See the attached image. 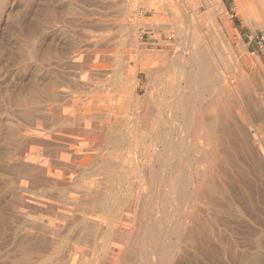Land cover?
Wrapping results in <instances>:
<instances>
[{"label": "rangeland", "instance_id": "obj_1", "mask_svg": "<svg viewBox=\"0 0 264 264\" xmlns=\"http://www.w3.org/2000/svg\"><path fill=\"white\" fill-rule=\"evenodd\" d=\"M104 22L108 29L112 27L104 31L108 41L92 47L91 38L100 33L97 27ZM46 30L51 32L56 50L52 69L63 75L61 82L72 89L81 82V60L85 80L113 79L116 84L111 87L118 91L124 113L129 112V105L136 107L127 95L134 83L135 63L162 69L153 76L167 73L166 79L173 84L186 86L181 77L191 66L185 65L180 73L176 64L181 59L188 61L195 48L211 58L218 56L224 80L218 128L217 104L209 90L204 92L202 104H197L209 132H197L194 126L184 127L181 119L175 120L177 147L170 150L151 144L147 137L150 128L136 124L128 128L135 140L117 146L116 151L101 142L102 136L92 150L91 141L78 139L75 131L77 140H71L75 125L58 119L62 102L47 108L42 90L47 76L42 60L47 50ZM262 36L264 0H0V264H264ZM64 39L82 40L92 50L63 59L59 52L65 47ZM143 54L155 59H141ZM127 57L130 60L124 64ZM140 79L139 85L145 86L146 77ZM63 89H58L59 95L61 90L68 95L69 89ZM146 92L140 89L139 98ZM74 95L70 92L66 102ZM141 104L146 108L147 103ZM66 108L72 116V104L66 103ZM58 124L64 130L59 131ZM60 132L66 133L64 138ZM131 150L148 156L130 154ZM109 174L115 175L111 178ZM181 180L186 182L185 191L175 185ZM62 192L73 193L79 201L63 200ZM96 209L101 210H97L98 216ZM112 209L119 212L118 216L114 213L116 222L109 220ZM87 215L99 218L94 223ZM87 224L93 226L95 235L88 232L91 227Z\"/></svg>", "mask_w": 264, "mask_h": 264}, {"label": "bare ground", "instance_id": "obj_2", "mask_svg": "<svg viewBox=\"0 0 264 264\" xmlns=\"http://www.w3.org/2000/svg\"><path fill=\"white\" fill-rule=\"evenodd\" d=\"M238 3H240V2H238ZM240 5V4H239ZM238 5V6H239ZM241 6V5H240ZM243 6V5H242ZM244 7V6H243ZM242 7V8H243ZM171 8V7H170ZM246 9V8H245ZM171 11V10H170ZM213 12V11H212ZM215 13V12H214ZM117 18V17H116ZM98 19V18H97ZM101 19V18H100ZM114 19V18H113ZM127 20V19H126ZM177 20V19H176ZM179 20V19H178ZM96 21H98V20H96ZM102 21V20H101ZM126 21L124 20V23H125ZM169 22V21H168ZM203 22V21H202ZM105 24H101V26L100 27H97V28H99L98 30L100 31V33H96L95 32V34L92 36V41H91V46L92 47H97L98 45H100L101 43L103 44V42H106L107 43V41H108V37H107V35H105L104 34V31H107V29H108V24H106V22H104ZM119 23V22H118ZM117 24V23H116ZM196 25V24H195ZM218 25V24H217ZM120 26H121V22H120ZM124 26V25H123ZM122 26V27H123ZM157 26V25H156ZM155 26V27H156ZM159 26V25H158ZM125 27V26H124ZM160 27V26H159ZM212 27V26H211ZM96 28V29H97ZM111 29H112V27H111ZM111 29H108V30H111ZM47 31V50H46V52H45V57H44V59H42V60H44V62L46 63L45 65L47 66V70H46V82L44 83V85H43V89L42 90H44V94H46V98H47V101H46V103H47V108H49L50 106H51V108L50 109H52V108H54V102H58V100L59 101H61L62 103H61V108H62V110H60V111H62V113L60 114V116H59V118L58 119H60V121H62V122H66V123H68V124H74L75 125V127H74V129H73V131H69L70 133H72V132H76V134H77V136H78V139H80V138H86L87 140H89V143H90V141H91V143L89 144V143H87V144H89V145H91V149H89V150H92V149H94V148H97L96 147V144L97 143H101V142H103V144L105 143L106 144V146L107 145H112V146H114V150L116 151V150H119V148L117 147V146H124V145H126V144H129V143H131L132 141H134L135 139H134V136L133 135H131V133H129L130 131H129V126H133V125H129V124H136V125H142V126H145L147 129L148 128H150L149 130H151V132H145V130H144V132L147 134V137H149V139H152V143L151 144H155V145H158V144H162L161 146H163V147H168L167 149H169V148H171L172 149V147H174L175 145H176V138H175V130H177V129H175V120H179L180 121V119H181V121H182V125H184V127L186 126V127H191V128H193L192 126H194L195 127V130H197V132H199V131H201V130H203L204 132H202V133H205V131L207 132H209V129L210 128H208V126L206 125V122H205V115H204V117H203V114L201 113V110L199 109V107L197 108V104L199 103V104H202V102L204 101L203 100V98H204V92H206V91H209V90H213V92H214V100H215V102H216V104H217V108H216V111H217V119H218V122H217V126H215V128L217 129L218 128V125L220 124L219 122H220V117H219V109H220V97L222 96L221 95V93H222V88H224V87H222V83H223V76H222V65L220 64V61H219V57L217 56L216 57V59H214V58H211V56H209V54H206V52L204 53V52H202V51H196V48H195V50H193V51H195L194 52V54H193V56L192 57H190L189 59H191L190 61H189V59H188V61L187 60H180L177 64H176V66H178V68H179V70H180V73H183V71H182V69H183V67L185 68V65L186 66H191V68H190V72H188V73H186V76H183L182 74H180V75H182L183 77H181V79L183 78V80H184V82H185V84H186V86H180V85H176V84H173L172 83V81H170V79H166V74L167 73H163L161 76H153V74L152 73H154L155 71H157V72H155V73H158V71L159 70H162V69H159L158 70V68L157 67H155L154 65V69L153 68H147L146 66H145V64L143 63V64H141V63H139L138 62V64L136 65V63H135V66H134V75H133V79H134V83H133V86L130 88V87H128L127 89L128 90H130L128 93H130V95L127 93V95L130 97V99L129 98H127V99H129L128 101H130V100H134L135 101V106L136 107H133L134 109H132L131 107H129V106H131V105H129V103L131 102H127V100H126V103L129 105L128 106V108H130L129 109V114L128 113H124V112H122V106H121V103H119V100L117 99V93H118V91H115V90H113L112 89V87H111V85H112V78L111 77H102V78H106V79H103V80H100V81H97V82H91V81H87V80H85V75H82L83 73H84V71H85V66L83 65V61H81V60H79L80 62L78 63V66H80V70H81V72H80V76H82V79H81V82H80V80H79V82L80 83H78V84H76V86H74L75 88L74 89H72V87L70 88L69 87V84H67V83H65V82H61V78L63 77V75L62 76H60L59 74H57V73H55L54 71H53V69H52V60H53V58H54V53L56 52V50H54L55 48H54V43H53V40H52V34H51V32L49 31V30H46ZM214 31V30H213ZM108 32V31H107ZM92 33V32H91ZM110 33V32H109ZM195 33H197V32H195ZM108 34V33H107ZM201 34H203V33H201ZM116 35V34H115ZM219 34H217V36H218ZM215 36H216V34H215ZM192 37V36H191ZM193 38V37H192ZM215 38V37H214ZM217 38H219V37H217ZM137 39V38H136ZM65 40V43H64V48H63V50L61 49L60 51L61 52H59V53H61L60 55H61V57L63 58V59H66V58H73L72 56H77V58H78V56L82 53L83 54V52L85 51V53H88L89 54V51H91L92 49V47H86V46H84L83 45V43H85V42H82V40H79V39H77L76 40V42H74L75 40H66V39H64ZM115 40V39H114ZM205 40V39H204ZM200 41V40H199ZM214 41V40H213ZM218 41V40H217ZM225 41V40H224ZM222 42H223V39H222ZM179 43H180V41H179ZM197 43V42H196ZM213 43V42H212ZM114 44V43H113ZM219 44H221V42L219 43ZM223 44V43H222ZM207 45V44H206ZM216 45V44H215ZM214 45V46H215ZM110 46V45H109ZM138 46V45H137ZM213 46V47H214ZM94 48V49H95ZM215 48V47H214ZM221 48V47H220ZM222 48H223V46H222ZM101 49V48H100ZM124 49V48H123ZM213 49V48H212ZM226 49H228V48H226ZM97 50V49H96ZM111 50V49H110ZM113 50V49H112ZM125 50V49H124ZM127 51V50H126ZM162 51V50H161ZM207 51V50H206ZM216 51V50H215ZM224 51H226V50H224ZM105 52V51H104ZM158 52V51H157ZM192 52V51H191ZM228 52V51H227ZM117 53V52H116ZM115 53V54H116ZM120 53V52H119ZM130 53V52H129ZM152 53H154V52H152ZM172 53V52H171ZM220 53V52H219ZM231 53V52H230ZM57 54V53H56ZM99 54V53H98ZM97 54V55H98ZM102 54H104V53H102ZM118 54V53H117ZM117 54H116V57H117ZM128 54V53H127ZM137 54V53H136ZM160 54V53H159ZM168 54V53H167ZM191 54V53H190ZM218 54V53H217ZM223 54V53H222ZM84 55V54H83ZM87 54H85V56H86ZM119 55V54H118ZM122 55V54H121ZM120 55V56H121ZM139 55H140V53H139ZM211 55H212V53H211ZM225 55V54H224ZM224 55H223V57H224ZM84 56V57H85ZM91 55H89L88 57H90ZM106 56V55H105ZM105 56H103V57H105ZM113 56V55H112ZM112 56H110V58L112 57ZM119 56V57H120ZM123 56H124V54H123ZM123 56H122V58H123ZM129 56V55H128ZM133 56H135V55H133ZM141 56V55H140ZM168 56V55H167ZM216 56V55H215ZM60 57V58H61ZM114 57V56H113ZM126 57V56H125ZM137 57V56H136ZM61 58V59H62ZM106 58V57H105ZM131 58V57H130ZM76 59V58H75ZM85 59V58H84ZM116 59V58H115ZM119 59V58H118ZM140 59V58H139ZM141 59H147V60H154L155 59V57L154 56H152V55H144L143 54V58H141ZM83 60V59H82ZM103 60V59H102ZM129 58L127 57V58H124V60H122V61H124L123 63L125 64H127L128 62H129ZM136 60V59H135ZM160 60V59H159ZM221 60V59H220ZM230 60V59H229ZM76 61V60H75ZM90 61H91V59H90ZM95 61H96V59H95ZM118 61V60H117ZM116 61V62H117ZM120 61H121V58H120ZM170 61V60H169ZM177 61V60H176ZM87 62V61H86ZM92 62V61H91ZM94 62V61H93ZM96 62H98V61H96ZM101 62V61H100ZM113 62H114V60H113ZM119 62V61H118ZM135 62H137V60L135 61ZM103 63V62H102ZM107 63H108V61H107ZM110 63H112V62H110ZM115 63V62H114ZM113 63V64H114ZM172 63V62H171ZM222 63V62H221ZM225 63V62H224ZM230 63V62H229ZM88 64V63H87ZM122 64V63H121ZM165 64H166V62H165ZM169 64V63H168ZM167 64V65H168ZM232 64V63H231ZM90 65V64H89ZM107 65V64H106ZM112 65V64H111ZM110 65V66H111ZM119 66H120V64H118ZM164 65V64H163ZM172 65V64H171ZM226 65H227V63H226ZM60 65H58V67H59ZM114 66V65H113ZM112 66V67H113ZM165 67H166V65H164ZM174 66V65H173ZM108 67H109V65H108ZM112 67H110V68H112ZM118 67V66H117ZM121 67V66H120ZM120 67H119V69H120ZM159 67V66H158ZM161 67V66H160ZM165 67H164V69H165ZM169 67V66H168ZM92 68V67H91ZM94 68V67H93ZM115 68H116V65H115ZM167 68V67H166ZM171 68H172V66H171ZM226 68V67H225ZM117 69V68H116ZM123 69V68H122ZM167 69H169V68H167ZM166 69V70H167ZM186 69V68H185ZM184 69V70H185ZM61 70V69H60ZM88 70V69H87ZM93 70V69H92ZM91 70V71H92ZM115 70V69H114ZM116 71V70H115ZM115 71H113V74H114V72ZM118 72H119V70H117ZM121 71V70H120ZM171 71V70H170ZM87 72V71H86ZM88 72H89V70H88ZM87 72V73H88ZM94 72V71H93ZM105 72V71H104ZM127 72V71H126ZM160 72V71H159ZM161 72H163V71H161ZM59 73V72H58ZM67 73V72H66ZM117 73V72H116ZM173 73V72H172ZM176 73H177V71H176ZM185 73V72H184ZM95 74V73H94ZM111 74V73H110ZM67 75V74H66ZM97 75H98V73H97ZM99 75H100V73H99ZM106 75V74H105ZM58 76V77H57ZM93 76V75H92ZM91 76V77H92ZM96 76V75H95ZM119 76V75H118ZM122 76V75H121ZM140 76H145L146 77V80H147V83H146V85L145 86H140L139 85V83H140V81H141V79H140ZM173 76V75H172ZM65 78V77H64ZM74 78V77H73ZM99 78V77H98ZM118 78V77H117ZM116 78V79H117ZM121 78V77H120ZM237 78V77H236ZM115 79V78H114ZM115 79V80H116ZM227 79V78H226ZM64 80V79H63ZM78 79H76L75 81H77ZM90 80H91V78H90ZM67 81V80H66ZM75 81L73 82V83H75ZM119 81V80H118ZM122 82V81H121ZM113 84H116V83H113ZM122 85V84H121ZM124 85V84H123ZM113 86V85H112ZM224 86V85H223ZM115 87V86H114ZM63 88H66V89H69V91L67 92L68 93V95H70V92H74V96H72V98L70 99V101L69 102H66V97L68 96V95H64V93H66V92H64V91H60V93L62 94V95H59V91H58V89H63ZM116 88V87H115ZM122 88V87H121ZM125 88V87H124ZM187 88H190L191 90H192V92L191 93H187V91H188V89ZM140 89H142V90H145V91H147L146 93H145V95L142 97V98H139V91H140ZM150 89V90H149ZM152 89V90H151ZM186 89H187V91H186ZM189 89V90H190ZM63 90H65V89H63ZM124 91H126V89H123ZM120 91H122L121 89H120ZM119 91V92H120ZM34 92H36V91H34ZM38 92V91H37ZM189 92V91H188ZM210 92V91H209ZM32 93V92H31ZM39 93V92H38ZM121 93V92H120ZM124 93V92H123ZM208 93V92H207ZM122 94V93H121ZM125 94H126V92H125ZM34 95V94H33ZM73 95V94H72ZM118 95H120V94H118ZM122 95H124V94H122ZM126 95V96H127ZM221 95V96H220ZM138 96V98H136ZM40 97V96H39ZM42 97V96H41ZM24 98V97H23ZM45 98V99H46ZM125 98V97H124ZM137 99V100H136ZM31 100V99H30ZM33 100V99H32ZM149 100V101H148ZM213 100V99H212ZM35 101V100H34ZM121 102H122V100H121ZM141 102H145V103H147V105H146V108H142V107H140V105H142L141 104ZM194 102V105L192 104ZM214 102V101H213ZM34 103V102H33ZM59 103V102H58ZM66 103L68 104V103H70V104H72V106H73V108H72V110L74 111V114H72V116H71V112H69V110H67V108H66ZM125 103V104H126ZM205 103V102H204ZM210 103V102H209ZM25 105V104H24ZM36 105H37V103H36ZM36 105H34V107L36 106ZM41 106V105H40ZM57 106H59V105H57ZM208 106V105H207ZM56 107V106H55ZM60 107H58L57 109H60ZM122 107V108H121ZM205 107V106H204ZM43 108V107H42ZM56 109V108H55ZM71 109V108H70ZM224 109V108H223ZM123 110H124V108H123ZM25 111V110H24ZM37 111V110H36ZM221 111H223V110H221ZM127 112V111H126ZM208 113V112H207ZM70 114V115H69ZM51 116V115H50ZM53 118V117H52ZM57 119V120H58ZM208 119V118H207ZM53 120V119H52ZM51 120V121H52ZM57 120H55V121H57ZM53 122V121H52ZM211 122V121H210ZM58 123V122H57ZM173 123H175V124H173ZM179 123V122H178ZM209 123V122H208ZM51 124V123H50ZM60 124V123H59ZM59 124H58V126H59ZM216 124V123H215ZM49 125V124H48ZM53 125V124H52ZM69 125V126H70ZM57 126V125H56ZM55 126V127H56ZM57 126V127H58ZM62 126V125H61ZM72 126V125H71ZM73 127H70V128H73ZM206 127H207V129H206ZM214 127V126H213ZM59 128H60V126H59ZM190 128V129H191ZM49 129V128H48ZM62 129V127L59 129V131ZM62 130H64V128L62 129ZM61 130V131H62ZM130 130H132V129H130ZM187 130V129H186ZM189 130V129H188ZM55 131H58V130H55ZM177 131H179V130H177ZM213 131H216V130H213ZM207 132V133H208ZM53 133H55V132H53ZM52 133V135H54ZM61 133L62 132H60V136H63V138H64V136L66 135V133H64L65 135H61ZM140 133V132H139ZM196 133V132H195ZM206 133V134H207ZM16 134V133H15ZM67 134H69V133H67ZM73 134L74 133H72L70 136L69 135H67V136H69L70 137V139L72 140V139H74L75 137L73 136ZM179 134V133H178ZM199 134V133H198ZM209 134H211V133H209ZM209 134H208V136H209ZM51 135V134H50ZM56 135H58V134H56ZM142 135V134H141ZM197 135V134H196ZM59 136V138H61ZM76 136V135H75ZM101 136H102V139H99V138H101ZM138 136V135H137ZM68 137V138H69ZM73 137V138H72ZM80 137V138H79ZM136 137V136H135ZM145 137V136H144ZM47 138H48V135H47ZM53 138H56V137H54L53 136ZM58 138V139H59ZM67 137H66V139H68ZM82 138V139H83ZM146 138V137H145ZM65 139V140H66ZM69 139V140H70ZM82 139H80V140H82ZM83 139V140H84ZM85 139V140H86ZM203 139V138H202ZM46 140V139H45ZM50 141H52V139H49ZM48 139L46 140V141H49ZM54 140V139H53ZM56 141H59V140H57V138L55 139ZM60 140H64V139H60ZM70 140V141H71ZM74 140H77V137L74 139ZM73 140V141H74ZM79 140V142L78 141H76V142H78V143H81V141ZM84 140V141H85ZM87 140L85 141V142H87ZM100 140H102L101 142H100ZM145 140L146 139H142V140H140V142L142 141V143H145ZM61 141V142H62ZM83 141V142H84ZM149 141H151V140H149ZM178 141V140H177ZM68 143V142H67ZM75 143V142H74ZM65 144V143H64ZM87 144H86V146H87ZM84 145V144H83ZM100 145H102V144H100ZM132 145V144H131ZM180 145V144H179ZM77 146V145H76ZM79 146V145H78ZM97 146H99V145H97ZM149 146H151V145H149ZM153 146V145H152ZM151 146V147H152ZM93 147V148H92ZM103 147V146H102ZM109 147V146H108ZM133 147V146H132ZM176 147H177V145H176ZM99 148H100V146H99ZM98 148V149H99ZM147 148V147H146ZM157 148V147H156ZM155 148V149H156ZM110 149V148H109ZM148 149V148H147ZM133 150V149H132ZM132 150H131V152H129L130 154L131 153H133V155H134V153L137 155H140V156H142V158L143 157H145L146 158V156H148L147 154L148 153H146V152H138L137 150H134L135 152H132ZM144 150H145V148H144ZM170 150V149H169ZM168 150V151H169ZM82 151V150H81ZM96 151V150H95ZM103 151V150H102ZM121 151V150H120ZM147 151V150H146ZM168 151H167V153H168ZM172 151V150H171ZM100 152H101V150H100ZM123 152H125V151H123ZM156 152V151H155ZM164 152H165V149H164ZM90 153V152H89ZM107 153V152H106ZM121 153V155H122V152H120ZM159 153V152H158ZM93 154V153H92ZM103 154V152L102 153H100L99 155H102ZM116 154H118V152L116 153ZM113 155V154H112ZM149 155H151V154H149ZM155 156V154H152V156ZM90 156H91V154H90ZM94 156V155H93ZM115 156V159L114 158H111L110 159V161L112 160V159H114V163H116L117 161H116V156L117 155H114ZM120 156V155H119ZM97 157H99V156H97ZM131 157V156H130ZM155 157H157V156H155ZM100 158V157H99ZM126 158V157H125ZM124 158V159H125ZM129 158V157H128ZM162 158V157H161ZM166 158V157H165ZM168 158V157H167ZM96 159V158H95ZM94 159V160H95ZM98 159V158H97ZM103 159V157L101 158V161H104V159ZM127 159V158H126ZM125 159V160H126ZM159 159V158H158ZM171 159V158H170ZM120 160V159H119ZM128 160V159H127ZM162 160V159H161ZM106 161V160H105ZM104 161V162H105ZM121 161V160H120ZM112 162V161H111ZM123 162V161H122ZM141 162V161H140ZM102 163V162H101ZM121 163V162H120ZM117 164V163H116ZM108 165V164H107ZM111 165V164H110ZM110 165H108L109 166V168H110ZM115 165V164H114ZM114 165H112L111 167H114ZM121 165H122V163H121ZM31 166V165H30ZM97 166V165H96ZM123 166H125V165H123ZM37 167V166H36ZM45 167V166H44ZM106 167V169H107V166H105ZM105 167H103V168H105ZM126 167V166H125ZM152 167V166H151ZM38 168V167H37ZM108 168V169H109ZM123 169V168H122ZM125 169V168H124ZM127 169V168H126ZM174 169V168H173ZM39 170V169H38ZM49 170V169H48ZM94 170H96V169H94ZM131 170V169H130ZM185 170V169H184ZM109 171V173H110V169L108 170ZM101 172V171H100ZM111 172H112V170H111ZM115 171H113V173H114ZM141 172V171H140ZM177 172V171H176ZM187 172V171H186ZM89 173V172H88ZM87 173V174H88ZM116 173V172H115ZM46 174V173H45ZM49 174V173H48ZM110 174H112V173H110ZM108 175V177L109 176H111V175ZM121 174V173H120ZM154 174V173H153ZM42 175H44V172H42ZM42 175H40V176H42ZM51 175V174H50ZM90 175V174H89ZM95 175V174H94ZM115 175V174H114ZM114 175H112L111 176V178L114 176ZM159 175V174H158ZM39 176V175H38ZM44 176H46V175H44ZM48 176V175H47ZM83 176H85V174L83 175ZM86 176H88V175H86ZM120 176V175H119ZM82 177V176H81ZM91 177V176H90ZM89 177V178H90ZM121 177H123V176H121ZM120 177V178H121ZM177 177V176H176ZM179 177V176H178ZM34 178V177H33ZM97 178V177H96ZM99 178V177H98ZM119 178V179H120ZM124 178V177H123ZM146 178V177H145ZM173 178V177H172ZM80 179V178H79ZM84 179V178H83ZM102 179H103V177H102ZM115 179V178H114ZM153 179H155V178H153ZM157 179V178H156ZM85 180V179H84ZM83 180V181H84ZM94 180V179H93ZM104 180V179H103ZM152 180V179H151ZM78 181V180H77ZM82 181V180H81ZM101 181V180H100ZM113 181V180H112ZM122 181V180H121ZM120 181V182H121ZM148 181V180H147ZM187 181V180H186ZM119 182V183H120ZM176 182V181H175ZM78 183V182H77ZM88 183V182H87ZM86 183V184H87ZM111 183V182H110ZM155 183V182H154ZM177 183V182H176ZM175 183V185H177V189L178 190H180L181 189V191L182 190H184L185 191V189H186V182H184V181H180V182H178V184H176ZM84 184H85V181H84ZM83 184V185H84ZM93 184V183H92ZM77 185V184H76ZM83 185H81V186H83ZM79 186V185H78ZM81 186H79L80 188H82ZM88 186V188H90V183L87 185ZM78 187V188H79ZM80 188H79V190H80ZM91 189V188H90ZM177 189H176V191H177ZM85 190V189H84ZM83 190V191H84ZM89 189H87V193L89 192L88 191ZM67 191V190H66ZM75 191V190H74ZM82 191V190H81ZM82 191V192H83ZM111 191V190H110ZM119 191V190H118ZM175 191V192H176ZM71 192H73V191H71ZM78 192V191H77ZM86 193V192H85ZM177 193V192H176ZM184 193H186V192H184ZM188 193V192H187ZM73 194V193H72ZM70 192H62L61 193V196L63 197V200L64 199H66L67 201L69 200L70 202L72 201V202H75V201H77V200H75V198L76 197H74V195H72ZM83 194H84V192H83ZM181 194V193H180ZM77 195H78V193H77ZM110 195V194H109ZM108 195V196H109ZM113 195V194H112ZM182 195V194H181ZM75 196H76V194H75ZM105 196V195H104ZM124 196V195H123ZM130 197V196H129ZM78 198V197H77ZM88 198V197H87ZM86 198V199H87ZM90 198V197H89ZM93 198H97V196H93ZM106 198V197H105ZM120 198H122V197H120ZM125 199V198H124ZM129 199V198H128ZM120 200H122V199H120ZM34 201V200H33ZM79 201V200H78ZM77 201V202H78ZM88 201V200H87ZM94 202L93 203H97V201L95 202V200H93ZM119 201V200H118ZM124 201V200H123ZM128 201V200H127ZM70 202H69V204H70ZM103 202V201H102ZM114 202V201H113ZM122 203V202H121ZM102 204V203H101ZM80 205V204H79ZM92 205H94V204H92ZM120 205V204H119ZM95 206V205H94ZM99 206V205H98ZM107 206H108V204H107ZM118 206V205H117ZM116 206V207H117ZM104 207H106V206H104ZM97 208V207H96ZM115 208V207H114ZM99 209V208H98ZM98 209H96V212H95V214L97 213V210ZM101 209V208H100ZM103 209V208H102ZM105 209V208H104ZM107 210L109 209V207H107L106 208ZM113 211H114V209H112ZM117 210V209H116ZM115 210V211H116ZM99 211H101V210H98V212ZM112 211V212H113ZM111 212L110 211V213H112V215H109V220H114L115 222H116V220H115V214L118 216V213L117 212ZM177 211V210H176ZM100 213H102V212H100ZM115 213V214H114ZM121 213V212H120ZM98 214L99 213H97V215L96 216H98ZM101 215V214H100ZM121 215V214H120ZM88 216V215H87ZM87 216H86V218H87ZM95 215L94 216H88L89 217V219L91 220L92 219V221H94V223H95V221H97V219L99 218V217H96ZM103 216V215H102ZM108 218V217H107ZM118 220V219H117ZM88 221V220H87ZM87 221H86V223H87ZM100 221V220H99ZM113 221V222H114ZM109 221H107L106 223H108ZM121 222V221H120ZM154 222V221H153ZM99 223V222H98ZM110 223V222H109ZM159 223V222H158ZM173 223V222H172ZM93 224V223H92ZM96 224H97V222H96ZM111 224V223H110ZM156 224V223H155ZM84 225H86V224H84ZM88 225V224H87ZM173 225V224H172ZM89 226V225H88ZM96 226V225H95ZM85 227H87V226H85ZM89 227H91V226H89ZM93 227V226H92ZM92 227H91V229L89 230V228L88 229H86L85 228V230L84 231H88L89 233H91V235H95V231H93L92 230ZM97 227H99V226H97ZM173 227V226H172ZM95 228V227H94ZM93 228V229H94ZM101 228V227H100ZM115 228H116V226H115ZM158 228V227H157ZM97 229H99V228H97ZM107 229V228H106ZM96 230V229H95ZM100 230V229H99ZM98 230V231H99ZM102 230V229H101ZM100 230V231H101ZM93 231V232H92ZM99 231V232H100ZM98 232V233H99ZM102 232V231H101ZM100 232V233H101ZM84 233V232H83ZM93 233V234H92ZM160 233V232H159ZM168 233V232H167ZM166 233V234H167ZM84 234H87V233H84ZM101 235H103V233H101ZM149 235H151V234H149ZM162 235V234H161ZM84 236V235H83ZM88 236V235H87ZM90 236V235H89ZM105 236V235H104ZM93 237V236H92ZM152 237V236H151ZM157 237V236H156ZM27 238H29V237H27ZM41 238H43V237H41ZM89 238H91V237H89ZM99 237L97 236V238L95 239V240H97ZM85 239H86V235H85ZM85 239H84V241H85ZM101 239V238H100ZM153 239H154V237H153ZM26 241L25 242H28L29 241V239H25ZM42 240H44V238L42 239ZM87 240V239H86ZM83 240H81V241H79V242H82ZM100 241H102V240H100ZM99 242V241H98ZM78 243V242H77ZM102 243V242H101ZM105 243V242H104ZM86 244V243H85ZM94 244H95V242H94ZM98 243H96V245H97ZM147 244V243H146ZM76 246V245H75ZM78 246V245H77ZM95 246V245H94ZM116 246H117V244H116ZM142 246V245H141ZM80 247V246H79ZM87 247H90L89 245L87 246ZM136 247V246H135ZM168 247V246H167ZM175 247V246H174ZM78 248V247H77ZM86 248V247H85ZM142 248V247H141ZM89 250V249H88ZM91 250V249H90ZM163 250V249H162ZM84 251V250H83ZM87 251V250H86ZM142 251V250H141ZM85 252V251H84ZM165 252V251H164ZM87 253H88V251H87ZM143 253V252H142ZM90 254V253H89ZM91 254H92V252H91ZM145 254V253H144ZM150 254V253H149ZM90 256V255H89ZM129 256V255H128ZM146 256V255H145ZM144 256V257H145ZM141 257V256H140ZM149 257H151L150 255H149ZM138 258V257H137ZM131 259V258H130ZM152 259V258H151ZM77 260V259H76ZM129 260V259H128ZM132 260V259H131ZM144 260H146V259H144ZM149 260V259H148ZM90 261V260H89ZM92 261H93V259H92ZM139 262H141V261H139ZM152 262V261H151ZM145 263V262H144ZM72 264H74V263H72ZM133 264V263H132ZM140 264V263H139ZM141 264H142V262H141ZM147 264H150V263H148L147 262Z\"/></svg>", "mask_w": 264, "mask_h": 264}, {"label": "built area", "instance_id": "obj_3", "mask_svg": "<svg viewBox=\"0 0 264 264\" xmlns=\"http://www.w3.org/2000/svg\"><path fill=\"white\" fill-rule=\"evenodd\" d=\"M264 41V36H262V38H261V42H263Z\"/></svg>", "mask_w": 264, "mask_h": 264}]
</instances>
